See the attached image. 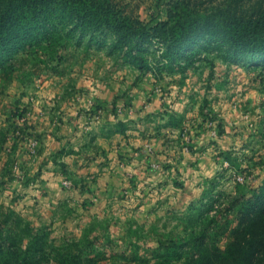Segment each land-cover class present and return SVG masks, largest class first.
<instances>
[{"label": "clouds", "instance_id": "1", "mask_svg": "<svg viewBox=\"0 0 264 264\" xmlns=\"http://www.w3.org/2000/svg\"><path fill=\"white\" fill-rule=\"evenodd\" d=\"M163 15L164 13L161 11L158 18H162ZM117 39L118 37L113 35L99 51L96 50L95 45L89 51L86 41L79 47L73 43L66 49L68 53L66 66L69 71L68 75L64 77L65 80H68L69 77L73 82L78 78L83 79L79 74L80 65L86 61L84 66L88 69L105 54H107V60L104 61L106 64L109 66L116 64L117 68L123 69L122 73H116L113 70V73L108 75L101 71L95 77L90 71H85V76L95 80V88L89 85V91L83 94L77 92L75 95H71L67 101L65 107L67 104L72 106L68 115H72L73 110L92 109V111H87L86 114L82 112L79 117L74 118L71 125L65 124L61 131L56 133L64 136L59 142L49 141L52 147L58 148L61 144L67 145L65 140L71 137L70 147L76 148V153L67 157L60 156V159L68 166L67 171L65 172L59 164L51 165L52 158L48 156L47 152L43 155L33 154L30 159L26 158L23 172L19 168L21 161L18 158H15V166L6 163L8 161L7 152L4 154V159L0 160V221L8 218L9 222L4 225V231L6 233L11 231L21 241L19 249L21 256L39 226L48 224L53 230L47 239L49 249L58 250L63 254L65 264H85L83 257H95L100 252L107 253L108 258L99 260L98 264H127V260L121 259L119 254L127 253L130 257L135 251L134 245L139 242L138 237L141 233L136 232L135 228L131 231L127 230L129 225L121 219V211L131 220L143 219L148 210H153V219L166 214L179 217L186 214L190 207L198 205L210 190L219 192L220 199L225 203L238 194L239 189L234 187L237 182H239L240 189L247 190L248 181L252 177L245 173L237 175L236 168L229 166V160L217 157L218 162L210 161L211 150L204 152L203 155L197 153L195 156H191L184 148L188 143V137L187 135L181 136L180 127L173 130L159 128L169 120V114L181 113V109H184L185 106L192 109L193 104L199 108L209 82L213 85L211 95L208 97L211 101V97L217 94L215 85L221 84L224 80L231 84L236 73L229 72L225 75L224 70L227 66L221 65L215 71V78L209 81L211 69L206 63L180 61L173 65L164 57L165 47L163 46L126 59L125 53L132 45L116 47ZM61 43L64 42L61 41ZM141 65L146 67H141ZM73 69H77V71H73ZM258 71L259 69H256L242 77L241 84H248ZM134 82L137 87H131ZM4 83L5 81L0 79V85ZM234 90L236 92V95L232 97L234 103L226 106L236 114L235 123L243 126L239 129L241 135L235 138V148L240 149L242 141H251L248 148L254 145L255 149H258L257 159L260 160L258 167L253 170V175L255 172H260L261 176H264V121L261 120V117H264V109L255 108L259 115L251 113L245 115L240 111L243 107L242 101H250L248 107L252 108L260 98L264 97V91L257 87L255 90L246 89L245 94L240 95V87ZM145 91L149 96H152L154 102L151 107L145 106L143 109H139V104L144 103ZM119 93H123V95H119V99L115 100L116 112L114 113L112 111L113 100ZM177 93L180 94L179 105L173 103ZM190 93L192 94L191 103L189 102ZM219 95L223 97L225 92L221 90ZM129 97L132 99L130 100ZM156 101H160V103H156ZM7 102L5 99L3 103H0V110ZM129 102L132 104L131 108L126 106ZM97 105L100 107L94 111ZM214 107L218 108L220 105L216 104ZM187 115L189 117L196 116L197 121L200 119L195 110H189ZM133 119L138 122L136 125L137 135L144 133L146 137H154L140 141L144 160H133V165H136L135 177H133L131 167L127 166V158L136 155L131 150V145H135L137 141L132 139L131 145L125 144L124 135L119 130L118 124L121 121L127 124ZM212 126L214 127V122ZM73 127L77 129L75 135L72 133ZM158 130L161 133L167 132L173 142L166 145L164 139L157 135ZM49 131H51V127ZM210 135L212 133H206L204 139L206 140ZM117 141L121 144L120 148L116 147ZM248 148H244L243 151L246 152ZM216 151H220V149L216 148ZM117 152H123V160L116 158ZM170 155L172 167L166 171L161 165L168 163ZM233 155L242 157L243 153L237 151ZM85 156H95L96 158L89 162L85 160ZM149 156L152 162L150 169L146 164ZM181 156L184 158L181 159ZM102 161H106V165L103 168L97 167ZM190 161L193 162L191 167H189ZM197 161L202 163H196ZM206 164L210 167H204ZM81 165H87V167ZM50 167H55L60 173H67L68 179H65L63 175L56 177L57 185L63 183L66 187L65 191L56 190L53 192L49 189L48 181L53 178L48 171ZM8 168H12V171H7ZM37 168L45 170L44 176H40ZM223 168H227L233 178L223 182L221 187L214 189V179L218 170ZM10 176L15 178L9 179ZM25 177L34 181L27 188L21 183ZM130 181L131 183H129ZM74 185H79V189L86 185L95 190V194L89 198L98 202L96 211L99 219L89 225L88 236H100V239L93 242L90 247L86 244L88 236L81 240L77 234V237L73 239L71 236H66L60 227L61 210L57 201L62 200L65 196H70L74 202H77L88 195V193H84L82 196L79 191H71ZM158 185L162 186L158 188ZM174 185H179V187H174ZM43 192H48V195L43 196L41 194ZM18 197L23 198L19 199ZM47 201H51V203L47 208H42V205ZM106 205H111V208L109 209ZM77 211L82 212L83 210L77 207L73 214ZM109 223L112 227L106 229L105 226ZM143 235H151L154 239L162 238V234L158 232L151 234L145 232ZM105 239L111 243H105ZM80 250H82L81 255L77 259H73L74 254ZM113 252L117 254L115 258L112 257ZM141 255L143 256L142 249ZM50 264H54V262H50ZM147 264H152V262L148 261Z\"/></svg>", "mask_w": 264, "mask_h": 264}, {"label": "rangeland", "instance_id": "2", "mask_svg": "<svg viewBox=\"0 0 264 264\" xmlns=\"http://www.w3.org/2000/svg\"><path fill=\"white\" fill-rule=\"evenodd\" d=\"M172 1L111 0L112 3H118L119 10L122 12L119 15H124L120 23L111 26L102 24L100 27L91 28H89L88 23H84L82 29L81 25L83 22H75L77 27L71 28L66 36L65 43H60L59 47L58 41L53 45H49V41L32 43V38L35 37L37 39H50L54 38L55 35H59V38V28H61L62 33H65L63 26L71 27V24L74 25L73 21H70L67 16H64L59 11L58 7L63 5L59 0H56L53 5L56 11H53L52 3H48V5L42 4L40 7L41 14L36 18L40 22L38 28L31 33L13 34L7 44L2 45L0 50V79L5 81L3 85H0V103H3L5 99L8 101L3 104V109L0 110V160L4 159V154L7 152L8 161L6 163H11L15 166V158L21 161V165L26 154L31 157L33 154H38L43 137V123L53 124L57 123L58 120H64L63 117L67 116L68 111L72 108L71 104H67V107H65L71 95H75L77 92L83 94L89 91V85L95 88V80L85 76V71H90L93 77L100 74L101 71L105 75L113 73V70L116 73L123 72V69L117 68L116 64H111L110 66L106 64L104 61L107 60V54H105L88 69L84 66L87 63L86 61L80 65L79 74L83 79L78 78L75 82H73L71 77L68 80L64 79L69 71L66 66L68 58L66 49L69 45L74 43L79 47L86 41L89 51L92 50L94 45L96 50L99 51L110 37L116 35L118 37L115 42L116 47L132 45L128 52L125 53L126 59L163 46L165 47L164 57L173 65L180 61L206 63L211 69L209 81L215 78V71L221 65L227 66L224 70L225 75L229 72L236 73L231 84L224 80L221 84L215 85L217 94L211 97V101L208 97L211 95L213 85L209 82L199 108L194 104L192 109L189 106H185L184 109H181V113L173 112L169 114L168 122L172 127H179L183 121L187 122V118L194 117L187 115L189 110L197 111L199 117L209 127L213 128L212 123L214 122V128H221L223 130L222 134L225 132L229 133V136H227L231 140L228 148L219 152L221 158L229 160L230 167L236 168V173H246L252 177L248 181L247 190L264 186V176H261L260 172H255L253 175V170L260 164V160L257 159L258 149H255L254 145L248 148L251 141H242L241 148H235V138L241 135L239 129L243 126L235 123L236 114L232 113L231 108L226 106L234 103L232 97L236 95L234 89L237 87L241 88L240 95H244L246 89L255 90L257 87L264 91V59L255 60L251 53L237 48L234 49L233 55L229 56L230 47L228 43L222 40L220 36L211 33H200L197 40H193V37L190 36L188 42L180 45L179 49L183 52V54H180L175 48L170 47L169 43L154 36L149 30L158 20L166 19V10L171 6ZM203 2V6L209 4L207 0H203ZM19 4L16 5L15 9H17ZM12 8L11 6V9L9 11L6 10L5 13L11 16ZM161 11H163L164 15L162 18H158ZM77 13L78 10L73 11V14ZM13 16H15V13ZM136 19L140 21L142 27L145 26L146 28L142 37L136 36L137 28H141L139 26L134 28L136 27L134 24ZM84 28L85 31H82ZM166 48L168 51H166ZM141 67L146 66L141 65ZM256 69H259L256 76L248 84L242 85L241 78ZM73 71H77V69H73ZM124 78L127 79V77ZM186 80L187 78L185 77ZM131 87H137L135 82ZM221 90L225 92L223 97L219 95ZM119 95H123V93H119L114 99H119ZM179 95L177 93L176 99L173 101L174 104L179 105ZM191 98L192 94L190 93V103ZM149 100H151V97L144 101ZM249 103L250 101L247 100L242 101L243 107L240 111L245 115L248 113L259 115L255 111L256 107L264 109V97L260 98L258 103L252 108L248 107ZM216 104H219L220 107H214ZM87 111L89 109H81L76 111L75 114L81 115L82 112L86 114ZM261 120L264 121V117H261ZM22 144L25 146L22 147ZM244 148H248L246 152L243 151ZM237 151L243 153L242 157L233 155ZM60 167L65 170L64 166L61 165ZM7 171H12V168H8ZM37 171H40V169ZM219 172H223L224 175L223 173H218V178L214 182V189L221 187L223 182H227L233 177L232 174L228 173V170L220 169ZM62 174L66 175V173ZM67 177L66 175L64 178L68 179ZM14 178V176L9 177V179ZM234 187L239 188V182ZM61 188L62 190L60 191L66 190L63 183H61ZM239 190L244 193L251 191ZM18 198L22 199V197ZM88 198L74 202L72 197L65 196L62 200L57 201L61 210L60 227L66 236H71L75 239L77 234H79L81 240H84L88 236L89 225L99 219L96 209L87 206L88 202L86 199ZM14 199H17V197H14ZM224 205L225 202L220 199V193L212 190L205 195L198 205H194L193 208L190 207L186 214H182L179 217L166 214L163 217L158 216L153 219V210H148L143 219L131 220L121 211V219L129 225L127 230L131 231L135 228L136 232L141 233V235L138 237L139 242L134 245L135 251L131 256L129 257L127 253H120V258L127 260V264H134V262L135 264H147L148 261H151L152 264H180L184 262L195 250L192 245H189L191 243L189 238L192 234L191 232L203 225L208 226L215 222L222 228L229 225L230 229L236 225L238 219L235 213L233 211L229 213L226 205L225 207ZM77 207L83 211H77L73 214L74 209ZM8 222V218L0 221V264H50V262L65 264L63 254L58 250L49 249L47 239L53 231L50 225L41 224L39 226L38 230L31 236L27 248L21 256L19 251L21 241L11 231L7 233L4 231V225ZM53 222L55 221L53 220ZM105 227L110 229L112 225L109 223ZM145 232L149 234L153 232L161 233L162 238L154 239L151 235H143ZM99 239L100 236H88L86 244L90 247L93 242ZM105 243H111V241L105 239ZM141 249L143 250V256L141 255ZM53 252H55V255H53ZM81 252L82 250L76 252L73 259H77ZM116 255L115 252L112 253L113 258ZM107 258L108 255L104 252L98 253L95 257H83L85 264H98L99 260Z\"/></svg>", "mask_w": 264, "mask_h": 264}, {"label": "trees", "instance_id": "3", "mask_svg": "<svg viewBox=\"0 0 264 264\" xmlns=\"http://www.w3.org/2000/svg\"><path fill=\"white\" fill-rule=\"evenodd\" d=\"M55 1L0 0V50L13 34L36 30L40 25L36 18L41 14V5L52 3L51 7L56 11L53 7ZM59 1L63 4L58 7L59 11L73 21L74 25L63 26L65 33L59 28V38V35L50 39L32 38L33 44L49 41V45H53L58 41L59 47L61 41L65 43L71 28L77 27L75 22H83V29L84 23H88L89 28L100 27L102 24L117 25L124 17L123 14L119 15L122 12L118 3H112L111 0ZM207 2L209 4L203 6V0H173L166 10V19L158 20L149 30L180 54H183L179 49L180 45L188 42L190 36L197 40L200 33H211L228 43L229 56L237 48L251 53L255 60L264 59V0ZM18 3L20 4L15 9ZM11 6L13 8L9 16L5 11H9ZM74 10H78V13L73 14ZM134 24V28L141 27L137 28L136 36L142 37L146 31L145 26L142 27L137 19ZM217 131L221 133L223 130L219 128ZM247 191L250 192L239 190L235 197L225 203L227 211L235 213L238 219L236 225L229 229V225L222 228L215 222L191 232L189 245L195 250L180 264H264V186L249 188Z\"/></svg>", "mask_w": 264, "mask_h": 264}, {"label": "crops", "instance_id": "4", "mask_svg": "<svg viewBox=\"0 0 264 264\" xmlns=\"http://www.w3.org/2000/svg\"><path fill=\"white\" fill-rule=\"evenodd\" d=\"M148 97H151V100L149 101H144V103L139 104V109H143L145 106L151 107L153 104V98L152 96L148 95V92L145 91L144 93V100H147ZM130 100L132 99L131 97L129 98ZM118 99H114L113 100V109L112 111L115 113L116 112V107H115V103ZM156 103H160V101H156ZM127 107L131 108L132 104L129 102L127 105ZM100 105L96 106V109L94 111H97L99 109ZM139 109H137V111H139ZM89 111H92V109H89ZM72 115H67L64 116L63 119L64 120H58L57 123H53V124H48L47 122L43 123V137H42V143H41V148L40 151L38 152L37 155H43L45 152L48 153V156L51 157V165H57L59 164L60 166H64L65 168V172L67 171V165L64 163L63 160L60 159V156H72L73 154L76 153L77 149L76 148H71L70 145L72 143L71 137H68L67 140H65V144H61L58 148L56 147H52L51 144L49 143V141L53 142V143H57L59 142L61 139L64 138L63 135H57V132H60L61 129L63 128V126L65 124L71 125V122L74 118L79 117L80 115L75 114L76 111L73 110ZM69 117V118H67ZM44 119V118H43ZM138 122L134 121V119L132 120V122H129L127 124H125L124 122H118L119 124V130L123 133L124 135V142L125 144H129L131 145V141L132 139H135L137 141V143L135 145H131V150L136 153L135 156H130L127 158V166H130L132 169V174L133 177H135V168L136 165H133V160H140L143 161L144 160V156H143V151H142V145L140 143V141L145 140V139H153L146 137L144 133H141L139 135H137V129H136V125ZM51 127V131H49V128ZM180 127V134L181 136L183 135H187L188 137V143L184 146V148L187 150V152L191 155V156H195L197 153H200V155H203L204 152H209V150H211V154L209 156V160L212 162H218L217 161V157L221 158L220 155V151L225 150L228 148L229 144L231 143L229 136V133L225 132V133H219L217 131L216 128H212L207 126V123L205 121H203L202 118L199 119V121H197L196 116H194L193 118H187V122L183 121V123L179 126ZM159 128H166L169 130H173L176 127H172L171 124H169V122L167 121L165 124L160 125ZM77 131V129L75 127L72 128V133L73 135H75V132ZM206 133H212V135L208 136L207 139L205 140V134ZM157 135L160 136L162 139H164L165 144H170L172 143V138L168 136L167 132H163L161 133L159 130L157 131ZM228 135V136H227ZM116 147L120 148L121 144L119 141L116 142ZM51 148V150H49ZM216 148L220 149V151H216ZM98 155V154H97ZM105 156L107 157V153L105 152ZM26 158H31V156L29 154L25 155L24 158V162L20 165V170L23 172L25 169V163H26ZM95 156L92 157H88L85 156V160L89 161L91 159H95ZM116 158L118 160H123L124 159V154L123 152H117L116 153ZM184 157L181 156V159H183ZM78 163V161H77ZM192 161L189 162V167L192 166ZM196 163H202V162H196ZM146 164H147V168L150 169L152 167V162H151V157L149 156L148 159L146 160ZM106 165V161H102L100 162L97 167L103 168ZM82 167H87V165H81ZM162 168H164L166 171L172 167V160H171V155L170 158L168 160V163H164L163 165H161ZM204 167L208 168L210 167V165H204ZM40 169V171H37L40 176H44L45 174V170L41 169V168H37V170ZM48 171L50 172L51 176L53 177L51 180L48 181V185H49V189L53 192H55L56 190H62L61 188V183L59 185H57V180L56 177L59 175H63L62 173L58 172L57 169L55 167H50L48 169ZM147 171V169H146ZM219 172V170H218ZM217 172V173H218ZM90 174V173H89ZM67 175V173H66ZM66 175H63L64 177H66ZM68 176V175H67ZM68 178V177H67ZM34 181H30L28 177H25V179L23 181H21V183L23 184V186L25 188L29 187L30 183H33ZM131 183V181L129 182ZM162 186V185H158V188ZM174 187H179V185H174ZM35 191V190H34ZM71 191H79L80 195H84V193H88L86 197H90L91 195L95 194V190L87 187L86 185L83 187H80L79 189V185H74V188ZM212 190H210L207 194H209ZM43 196H47L48 192H43L41 193ZM25 195H27V193H25ZM23 198V197H22ZM165 199H167V197H165ZM87 200V206H89V208H93L96 209L97 208V201L94 199H86ZM36 203H39V201H36ZM51 203V201H47L44 205H42V208H47L48 205ZM159 203V201H158ZM106 207H109V209L111 208V205H106ZM123 207V206H121ZM139 207V206H137Z\"/></svg>", "mask_w": 264, "mask_h": 264}, {"label": "built area", "instance_id": "5", "mask_svg": "<svg viewBox=\"0 0 264 264\" xmlns=\"http://www.w3.org/2000/svg\"><path fill=\"white\" fill-rule=\"evenodd\" d=\"M230 166V165H229ZM223 169H225V170H228L227 168H223ZM237 175H242V174H244V173H236ZM246 174V173H245ZM233 178V177H232Z\"/></svg>", "mask_w": 264, "mask_h": 264}]
</instances>
